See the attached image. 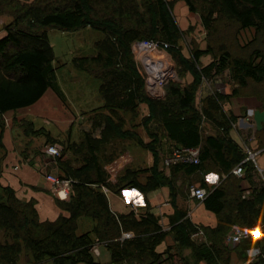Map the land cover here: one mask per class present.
<instances>
[{
	"label": "trees",
	"instance_id": "obj_1",
	"mask_svg": "<svg viewBox=\"0 0 264 264\" xmlns=\"http://www.w3.org/2000/svg\"><path fill=\"white\" fill-rule=\"evenodd\" d=\"M176 1L198 16L208 37L222 21L239 31L253 30L264 46V0H0V17L11 18L0 38V140L8 113L31 107L49 89L61 94L47 31L91 28L105 35L95 43L94 56L72 59L75 69L99 81L102 100L80 141L73 142L69 136L59 141L43 129L36 130L31 122H20L26 135L45 134L47 143L62 147L56 160L58 177L72 184L66 201L55 200L62 213L52 222L39 220L33 200L21 201L11 188L2 189L0 264H103L92 253L98 243L108 252V264H243L247 248L264 244V183L255 163L244 162L243 144L231 136L236 117L224 110L248 87L264 90V53L253 47V38L243 56L233 55L225 44L191 47L185 56L184 32L173 16ZM142 41L167 45L165 52L175 64L176 76L163 86L161 98L148 94L135 61L132 46ZM206 56L211 59L202 65L200 60ZM218 78L229 92L215 89L197 101L201 86ZM141 106L146 109L140 122L146 141L126 127L125 117L136 120ZM259 132L264 133V128ZM253 140L257 148L250 142L249 148L264 152V137ZM119 142H131L148 152L151 164L126 168L113 181L106 166L119 157L111 150ZM182 149H198L199 163L164 168L162 159ZM238 165L244 170L241 178L231 173ZM200 174L216 175L218 184L207 186L195 180ZM243 181L250 185L246 190ZM193 186L206 190L204 200L197 202L214 216L213 227L192 223L187 210L177 204L178 197ZM163 188L172 209L166 217L167 230L150 211L147 199ZM103 189L114 194L126 189L137 192L143 196L144 211L113 213ZM81 218L90 219L93 226L78 235ZM233 224L262 225V240H244L226 248L223 239ZM197 229L203 232L201 241L191 239ZM168 236L172 246L157 252Z\"/></svg>",
	"mask_w": 264,
	"mask_h": 264
},
{
	"label": "rangeland",
	"instance_id": "obj_2",
	"mask_svg": "<svg viewBox=\"0 0 264 264\" xmlns=\"http://www.w3.org/2000/svg\"><path fill=\"white\" fill-rule=\"evenodd\" d=\"M20 1L31 2L32 0ZM173 16L180 30L184 32L181 46L185 56H188V50L191 47L204 49L208 44L215 48L219 46V44H225L227 49L233 55L243 56L246 54L245 51H248L247 47L250 46L248 44L253 38H256L253 47L260 48L264 53L263 42H261L259 37L254 34L253 30L239 31L236 26L225 24L222 21L217 24L216 32L208 37L200 25L198 16L189 13L182 1H176L173 9ZM10 21L11 18L9 17H0V38L5 35L3 29L4 25L9 24ZM47 36L54 53L53 65L55 68L56 83L61 94L58 96L52 90H47L44 94L45 97L42 96V98L44 97L46 106L41 111H35L37 116H34V114L31 111H27V109L17 110L15 115L18 118H26L28 120H30V117H33L31 121L35 129H44L49 135L54 137H61L65 134L68 135L67 131L70 129L71 140L77 143L81 139V133L84 131V127L87 126L88 128L89 126L87 130L90 129L92 111L102 106V100L98 95L99 81L83 71L75 69L72 66V59L75 57L94 56L95 43L102 40L105 35L100 31L91 28H84L74 32H62L57 29H50L47 31ZM147 57L150 58V61L147 62L146 65L153 63V66H155V69L149 72V83L145 67L139 60L138 55L136 53L134 54L139 71L147 82L146 90L148 94L158 96L159 93H164L163 86L166 82L176 76V67L169 55L165 52L158 51L157 53L148 54ZM153 58L156 61H152ZM210 59L211 58L208 56L202 57L200 62L202 65H205ZM156 80H158L157 82L161 80L157 89L153 87V82H156ZM189 81L190 77L187 76L185 82ZM222 81L223 79L218 78L212 84H203L200 88L197 101L215 89H220L224 93H228L229 86L222 87ZM232 101L236 105H238L237 103L239 101H246L251 102L256 106L254 122L252 123V126L249 127V133L247 136H244L246 137L244 140L247 141L249 139L248 136L251 134L257 136L258 139L264 137V133L259 132L264 128V90L259 87H248L242 94L234 98ZM226 105L227 103L225 106ZM235 111L237 112V109ZM242 114L246 115V110H241V112L238 113V115ZM145 115L146 109L141 106L136 120L130 122L129 117H125V120L126 127L134 129L146 141V135L140 126L141 119ZM78 117H82V120L79 123H74ZM44 120L48 122V125L43 124ZM69 121H71L70 124ZM14 132L18 135L16 136L17 139L20 138L21 140H27L26 135L23 134L21 128L15 127ZM251 147L253 149L257 148L256 142L251 143ZM111 150L119 153V157H117V159L110 165L106 166L109 177L113 181L126 168L143 169L150 165V155L148 152L131 142H119L113 144ZM253 162L255 163L258 172L260 171L264 173V152L255 153ZM211 177H213L214 180L217 178L216 175H211ZM211 180L212 179L209 177L208 181L210 183ZM140 181L143 182L144 178L142 177ZM217 184L218 181L216 185ZM106 196L109 202L113 203L112 196H116V194L108 192L106 193ZM151 198L153 199L154 197L152 196ZM133 206H135L134 203ZM190 208L191 219L194 223L212 225L214 222V216L206 211L204 207L201 205L195 206L194 203H191ZM162 225L164 226L165 224L162 223ZM77 226V234L82 235L91 231L93 222L90 219L81 218L78 220ZM0 242H4V238L1 236Z\"/></svg>",
	"mask_w": 264,
	"mask_h": 264
},
{
	"label": "crops",
	"instance_id": "obj_3",
	"mask_svg": "<svg viewBox=\"0 0 264 264\" xmlns=\"http://www.w3.org/2000/svg\"><path fill=\"white\" fill-rule=\"evenodd\" d=\"M153 87L157 89L158 85H156V82H153ZM44 97H41L34 105L27 108V111H31L34 116H37L35 111H41L46 106V103L44 102ZM232 100L233 99H231V101L227 103L226 106H224V110L231 112L236 117V123L233 126V130L231 131V136L233 137V139H236L238 142H241V144H243L245 143L244 139L246 138L244 136H247V134L249 133L248 129L252 126V123L254 122L256 106L253 103L246 101H239L237 103L238 105H236L233 103ZM236 109L237 112L235 111ZM241 110H246V115H238ZM15 113L16 112H10L6 115V127L0 140V194H2L3 188H11L14 191L15 196L19 200H33L35 202V209L37 211V215L40 221L52 222L56 220L62 212H60L59 208L55 204V200L58 198L51 191V187L46 182L45 176L47 174H53L58 176L59 174H61V171L58 169L57 165L54 164L52 158H50L44 152V148L47 145H51L47 143L46 135H26L22 130L20 122L28 121L32 123L31 120L33 117H30V120L26 118H18ZM81 120L82 117H78L74 121V123H79ZM70 123L71 121H69V124ZM43 124L48 125V122L44 120ZM15 127L21 128L23 134L26 135L27 140H21L20 138H16V136L18 135L14 132ZM88 128L86 126L83 130H87ZM70 131L71 130L69 129L67 131L68 135L65 134L61 137H54L52 135H49L46 131L45 132L50 136V138L59 141H64L68 136L71 140ZM248 137L250 139L248 143L250 142L249 145H251V143L254 142V136L251 134ZM211 175L214 174H207L205 176L200 174L198 177H195V180H201L202 182L204 181L207 186H216L218 177L216 178V180H214ZM209 177L212 179L211 183L208 181ZM241 185L243 190H246L250 187V185L246 181H243ZM164 190L166 193L164 192ZM152 196L154 197L153 199L151 198ZM147 199L150 205V211L161 218L162 223L165 224V230H167L168 228L166 227V217L172 214V209L169 205V195L167 189L163 188L152 192L147 195ZM66 200L67 198L62 199L60 201ZM112 200L113 203H110L108 200L109 207L111 211L115 214H126L132 211L133 209L138 213H142L144 211L143 196L135 191L128 189L123 190L120 194L112 196ZM133 203L135 204V206H133ZM191 203H194L195 206L201 205L203 207L201 203H198L196 200L190 198V196L186 193H184L182 197L179 196L177 199L178 206L187 210L191 222L194 223L191 219ZM215 223L216 222L214 218V222L212 223V225H199L213 227ZM172 244L173 243L171 237L168 236L165 239L164 243L157 248V252H163L165 248H167L168 246H172ZM97 251V255H94L95 259L103 264H108L109 255L106 251V248L103 245L99 244L97 246ZM184 256L188 257L189 252L184 251ZM232 261L233 263L235 262L234 259H232Z\"/></svg>",
	"mask_w": 264,
	"mask_h": 264
},
{
	"label": "built area",
	"instance_id": "obj_4",
	"mask_svg": "<svg viewBox=\"0 0 264 264\" xmlns=\"http://www.w3.org/2000/svg\"><path fill=\"white\" fill-rule=\"evenodd\" d=\"M167 45L159 44L153 41H142L133 44L132 51L133 54H137L139 60L141 61L142 65L145 67L146 74L148 75V83H149V67L146 65L144 61L145 56L147 57L148 54L157 53L158 51L165 52V48ZM166 53V52H165ZM156 61V60H152ZM162 80V78H161ZM159 81V83L161 82ZM147 85V82L145 80ZM158 83V86H159ZM160 95V96H159ZM164 95L158 94V96H152L154 98H161ZM248 139L243 143V151L247 154V158L244 160L254 161L255 153L253 152L248 146ZM62 148L58 146V144H51L47 145L44 148V152L52 158L54 164L56 165L57 158L61 155ZM242 162V163H244ZM162 163L164 168H169L173 165L180 164V163H188V164H198L199 163V150L198 149H182L176 150L172 153L171 156L164 157L162 159ZM241 163V164H242ZM254 163V162H253ZM232 175L236 176L237 178H241L244 175V170L242 165H238L231 171ZM258 176L261 178L262 183H264V175L263 172H258ZM46 182L50 185L51 191L53 194L60 200L68 198V194L71 188L72 181L68 179H61L57 175L47 174L45 176ZM105 193H107V189H103ZM188 195L190 198L201 202L206 197V190L200 187H190L188 190ZM128 237V236H126ZM263 237V226L253 225V226H241L239 224H233L229 231L226 233L223 239V245L228 249H233L238 246L244 240L256 241L260 242ZM191 239L195 241H201L203 239V232L200 229H197L195 233L191 235ZM95 244L92 247L93 256L97 255V246ZM103 245V244H100ZM104 246V245H103ZM246 261L243 264H264V244L263 245H252L251 247L246 249Z\"/></svg>",
	"mask_w": 264,
	"mask_h": 264
},
{
	"label": "bare ground",
	"instance_id": "obj_5",
	"mask_svg": "<svg viewBox=\"0 0 264 264\" xmlns=\"http://www.w3.org/2000/svg\"><path fill=\"white\" fill-rule=\"evenodd\" d=\"M150 58H148V57H146L145 56V58H144V61L146 62V64H147V62H149L150 60H149ZM153 60H154V58H153ZM154 64L152 63H149V65H148V67H149V72L151 71V70H154L155 69V66H153ZM154 76V75H153ZM155 79V78H154ZM159 80V79H158ZM158 80H156V85H158V83L159 82H157Z\"/></svg>",
	"mask_w": 264,
	"mask_h": 264
}]
</instances>
